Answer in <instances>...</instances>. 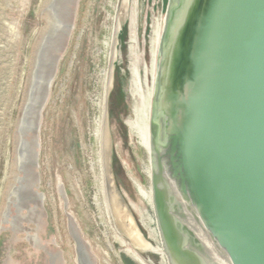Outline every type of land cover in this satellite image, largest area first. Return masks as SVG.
I'll return each mask as SVG.
<instances>
[{"label":"water","instance_id":"obj_1","mask_svg":"<svg viewBox=\"0 0 264 264\" xmlns=\"http://www.w3.org/2000/svg\"><path fill=\"white\" fill-rule=\"evenodd\" d=\"M165 1H95L76 87L89 176L135 264H264V0ZM60 32L20 123L25 175Z\"/></svg>","mask_w":264,"mask_h":264},{"label":"rangeland","instance_id":"obj_2","mask_svg":"<svg viewBox=\"0 0 264 264\" xmlns=\"http://www.w3.org/2000/svg\"><path fill=\"white\" fill-rule=\"evenodd\" d=\"M95 1L0 0V264H135L89 176L76 115ZM54 19L66 29L50 51L57 61L39 131L26 138L38 137V166L25 175L20 123ZM78 236L85 256L79 255Z\"/></svg>","mask_w":264,"mask_h":264},{"label":"bare ground","instance_id":"obj_3","mask_svg":"<svg viewBox=\"0 0 264 264\" xmlns=\"http://www.w3.org/2000/svg\"><path fill=\"white\" fill-rule=\"evenodd\" d=\"M53 28L52 29H50L51 31L53 30V29H55V28H57L58 29V31H62V30H65L66 28H65V25L62 23V22H58V23H53V26H52ZM127 250V249H126ZM127 253L129 254V252H128V250H127ZM127 254V255H128Z\"/></svg>","mask_w":264,"mask_h":264},{"label":"trees","instance_id":"obj_4","mask_svg":"<svg viewBox=\"0 0 264 264\" xmlns=\"http://www.w3.org/2000/svg\"><path fill=\"white\" fill-rule=\"evenodd\" d=\"M166 2V5L168 4V0L165 1ZM125 34H126V31H125Z\"/></svg>","mask_w":264,"mask_h":264}]
</instances>
